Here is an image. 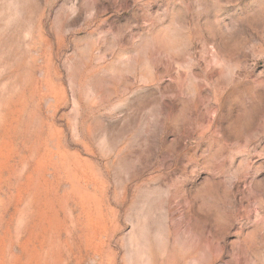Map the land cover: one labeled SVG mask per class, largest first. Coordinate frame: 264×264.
Returning a JSON list of instances; mask_svg holds the SVG:
<instances>
[{"label":"rangeland","instance_id":"1","mask_svg":"<svg viewBox=\"0 0 264 264\" xmlns=\"http://www.w3.org/2000/svg\"><path fill=\"white\" fill-rule=\"evenodd\" d=\"M0 264H264V0H0Z\"/></svg>","mask_w":264,"mask_h":264}]
</instances>
